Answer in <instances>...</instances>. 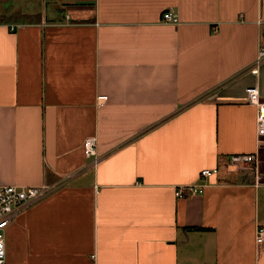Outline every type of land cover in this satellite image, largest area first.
Returning <instances> with one entry per match:
<instances>
[{
	"label": "crops",
	"instance_id": "obj_1",
	"mask_svg": "<svg viewBox=\"0 0 264 264\" xmlns=\"http://www.w3.org/2000/svg\"><path fill=\"white\" fill-rule=\"evenodd\" d=\"M263 43L264 0H0V185L64 181L6 228L5 264H264Z\"/></svg>",
	"mask_w": 264,
	"mask_h": 264
},
{
	"label": "built area",
	"instance_id": "obj_2",
	"mask_svg": "<svg viewBox=\"0 0 264 264\" xmlns=\"http://www.w3.org/2000/svg\"><path fill=\"white\" fill-rule=\"evenodd\" d=\"M162 22L169 24H177L178 20L171 13L164 12L162 14ZM264 60V43L260 46L255 65L258 66ZM248 104L256 109V125L258 135L264 136V99L260 97L256 87H248L246 89ZM105 96H99V100H106ZM96 138L90 137L84 141L83 149L86 158L90 159V165L95 166L99 157L96 155ZM259 163L257 154H233L230 155L225 165L227 172L233 171L243 173L248 170H256ZM218 172L217 168L204 169L199 173V179H208ZM64 181L57 184H43L40 186L20 187L16 185H0V264H5V230L12 223L14 217L27 206L39 201L54 190L62 186ZM202 186L200 184L190 183L175 188L174 196L177 199H183L190 194L201 193ZM256 243L264 244V226H258L256 229Z\"/></svg>",
	"mask_w": 264,
	"mask_h": 264
},
{
	"label": "trees",
	"instance_id": "obj_3",
	"mask_svg": "<svg viewBox=\"0 0 264 264\" xmlns=\"http://www.w3.org/2000/svg\"><path fill=\"white\" fill-rule=\"evenodd\" d=\"M192 230H197V228H191Z\"/></svg>",
	"mask_w": 264,
	"mask_h": 264
}]
</instances>
